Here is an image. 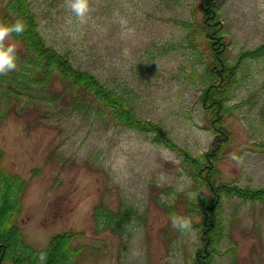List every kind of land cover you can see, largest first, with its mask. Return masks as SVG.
I'll return each mask as SVG.
<instances>
[{
    "label": "rangeland",
    "instance_id": "obj_1",
    "mask_svg": "<svg viewBox=\"0 0 264 264\" xmlns=\"http://www.w3.org/2000/svg\"><path fill=\"white\" fill-rule=\"evenodd\" d=\"M31 4L48 45L130 94L137 115L158 123L189 156L208 149L212 133L200 102L207 52L201 35L197 50L190 47L182 25L200 21L198 0H89L84 22L67 0ZM219 6L226 59L234 65L264 43V0H220ZM235 80L226 100L231 139L216 182L258 189L264 186V56L246 57ZM65 98L48 106L15 103L0 121V170L26 184L13 220L26 248L41 253L51 236L65 232L74 234V264L200 263L201 206L211 198L193 169L154 134L79 115L63 107L70 103ZM95 207L113 218L107 212L94 218ZM172 214L189 216L194 232L173 228ZM213 217L222 233L209 264H264L263 200L223 197Z\"/></svg>",
    "mask_w": 264,
    "mask_h": 264
},
{
    "label": "trees",
    "instance_id": "obj_2",
    "mask_svg": "<svg viewBox=\"0 0 264 264\" xmlns=\"http://www.w3.org/2000/svg\"><path fill=\"white\" fill-rule=\"evenodd\" d=\"M198 1L200 21L183 22L182 25L186 27V40L190 47L197 48L195 35H201L204 52H207L205 77L208 83L200 95V102L212 139L208 149L199 157H191L173 144L158 123L140 118L130 94L109 88L91 71L76 66L67 54L48 45L39 29L31 0H0V21L12 24L22 18L26 24L22 33H12V39L9 40V43H16L17 68L0 74V121L5 117L6 108L15 106V103L38 100L48 106L62 102L68 96L70 103L67 102V106L63 107H71L79 115L93 117L102 124L113 123L154 134L155 142L181 157L184 165L193 169L194 178H198L208 190L211 200L204 201L201 206L205 249L200 252L202 261H197V264H209L216 240L222 233L217 230L213 214L223 197L264 201V186L246 189L231 183L216 182L219 175L217 165L231 139V133L225 128V120L230 114V107L226 105L227 97L236 84L239 64L246 57L254 59L264 56V43L241 53L236 63L230 65L226 59L227 45L219 15L220 0ZM7 41H4L5 45ZM25 186L16 176L0 170V191L6 188L0 198V264H42L40 253L34 254L26 248L21 230L13 222ZM102 213L105 218H113L110 212L101 211V207H95L93 217H100ZM73 236L65 232L51 236L43 251L47 253L46 264H74L72 257L77 254V250L70 246Z\"/></svg>",
    "mask_w": 264,
    "mask_h": 264
},
{
    "label": "clouds",
    "instance_id": "obj_3",
    "mask_svg": "<svg viewBox=\"0 0 264 264\" xmlns=\"http://www.w3.org/2000/svg\"><path fill=\"white\" fill-rule=\"evenodd\" d=\"M67 5L71 12L84 22L90 12L89 0H67ZM122 23H127L122 21ZM26 28V24L22 18L16 19L12 24L0 21V74H6L17 68V53H16V43H8L5 45L4 41L7 39H12V33L20 34ZM189 178V183H190ZM167 201V197H164ZM171 203V201H168ZM172 227L180 230L181 232H194L192 226V219L186 215H171ZM42 264H46L47 253L41 252L39 256Z\"/></svg>",
    "mask_w": 264,
    "mask_h": 264
}]
</instances>
